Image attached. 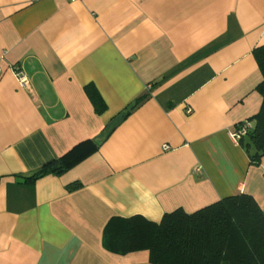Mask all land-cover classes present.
<instances>
[{"label":"crops","instance_id":"1","mask_svg":"<svg viewBox=\"0 0 264 264\" xmlns=\"http://www.w3.org/2000/svg\"><path fill=\"white\" fill-rule=\"evenodd\" d=\"M261 45L264 0H0V264H153L123 250L122 219L242 193L264 212V157L230 135L262 106ZM92 139L65 173L24 182Z\"/></svg>","mask_w":264,"mask_h":264},{"label":"trees","instance_id":"2","mask_svg":"<svg viewBox=\"0 0 264 264\" xmlns=\"http://www.w3.org/2000/svg\"><path fill=\"white\" fill-rule=\"evenodd\" d=\"M253 54L263 73V80L257 86L263 102L259 112L246 120L252 123L240 144L252 163L258 165L264 157V45L256 47ZM90 94L96 107L104 109L99 93L94 90ZM147 98L148 95L139 96L116 115L105 137ZM99 145L97 140H86L60 159L22 176L23 180L34 183L48 174H63L91 155ZM77 186L72 184L70 189ZM122 224L116 239L127 240L123 250L147 248L153 264H264V212L256 199L246 193L223 198L193 213L177 209L166 213L160 222L134 216L122 219Z\"/></svg>","mask_w":264,"mask_h":264},{"label":"built area","instance_id":"3","mask_svg":"<svg viewBox=\"0 0 264 264\" xmlns=\"http://www.w3.org/2000/svg\"><path fill=\"white\" fill-rule=\"evenodd\" d=\"M71 1H76V0H71ZM14 72L18 78L20 85L26 86L28 83V78L24 73V71L21 68L16 67L14 68ZM0 73H1V68H0ZM250 127H251V123L248 121H244L242 124H240V126H237L234 130H232L230 135L236 143H240V140L247 134V131L249 130ZM169 148L170 146L164 145L165 150H168Z\"/></svg>","mask_w":264,"mask_h":264},{"label":"water","instance_id":"4","mask_svg":"<svg viewBox=\"0 0 264 264\" xmlns=\"http://www.w3.org/2000/svg\"><path fill=\"white\" fill-rule=\"evenodd\" d=\"M97 142L99 143V144H101L102 143V139H97Z\"/></svg>","mask_w":264,"mask_h":264}]
</instances>
